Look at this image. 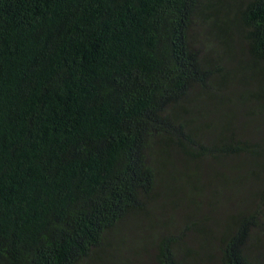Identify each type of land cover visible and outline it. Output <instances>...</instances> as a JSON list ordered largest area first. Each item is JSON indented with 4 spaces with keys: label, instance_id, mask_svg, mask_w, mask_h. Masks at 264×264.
Returning a JSON list of instances; mask_svg holds the SVG:
<instances>
[{
    "label": "trees",
    "instance_id": "1",
    "mask_svg": "<svg viewBox=\"0 0 264 264\" xmlns=\"http://www.w3.org/2000/svg\"><path fill=\"white\" fill-rule=\"evenodd\" d=\"M128 226L264 264V0H0V264H116Z\"/></svg>",
    "mask_w": 264,
    "mask_h": 264
},
{
    "label": "rangeland",
    "instance_id": "2",
    "mask_svg": "<svg viewBox=\"0 0 264 264\" xmlns=\"http://www.w3.org/2000/svg\"><path fill=\"white\" fill-rule=\"evenodd\" d=\"M231 190V188H230ZM230 192H233L231 190ZM234 206V205H233ZM232 207V203H231ZM234 208V207H232ZM208 212L204 211V215H207ZM175 219L171 220V218L164 217L159 220V223L156 225L155 223H152V227L148 229L149 233L152 235H160V237L168 236L169 233L175 234V237L178 233L175 231L179 230V232H182V229H184V226L187 224L183 221V218L181 217V214L177 212H172ZM218 217L220 218L222 216L221 211L217 212ZM171 221H176L175 224H173ZM193 222V221H191ZM138 226H128L124 229L123 232H119L117 236L115 237L114 241H117L119 238H122V243L117 247L115 251L110 250L108 252L110 258L108 259L109 262L114 259L116 264H155L154 258L156 256V243L153 246L154 238L148 239L145 234V242L144 246H140L142 244V233L143 229L140 227L138 232H135L136 228ZM170 228V229H169ZM189 233L185 234L184 239L186 240L188 247H193L195 249V246H197L194 241L192 240V234Z\"/></svg>",
    "mask_w": 264,
    "mask_h": 264
}]
</instances>
